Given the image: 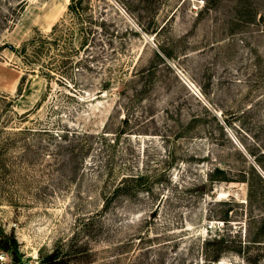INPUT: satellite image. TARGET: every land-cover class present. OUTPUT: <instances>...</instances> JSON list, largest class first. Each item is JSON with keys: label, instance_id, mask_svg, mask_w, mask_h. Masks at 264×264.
Returning <instances> with one entry per match:
<instances>
[{"label": "rangeland", "instance_id": "obj_1", "mask_svg": "<svg viewBox=\"0 0 264 264\" xmlns=\"http://www.w3.org/2000/svg\"><path fill=\"white\" fill-rule=\"evenodd\" d=\"M7 242L0 264H264V0H0Z\"/></svg>", "mask_w": 264, "mask_h": 264}, {"label": "trees", "instance_id": "obj_2", "mask_svg": "<svg viewBox=\"0 0 264 264\" xmlns=\"http://www.w3.org/2000/svg\"><path fill=\"white\" fill-rule=\"evenodd\" d=\"M213 178L212 179H210V182L212 183L213 182ZM225 181H226V179H224ZM262 180V179H261ZM263 181V180H262ZM15 243V241L13 240V244ZM0 248L2 249V250H4V251H8V250H10V248H11V244H9L8 242L5 244V245H2V246H0ZM55 257H54V255L52 254V255H50L48 258H47V260H46V262H44V264H54V263H56V261H55Z\"/></svg>", "mask_w": 264, "mask_h": 264}, {"label": "built area", "instance_id": "obj_3", "mask_svg": "<svg viewBox=\"0 0 264 264\" xmlns=\"http://www.w3.org/2000/svg\"><path fill=\"white\" fill-rule=\"evenodd\" d=\"M0 258H2V257H0Z\"/></svg>", "mask_w": 264, "mask_h": 264}, {"label": "bare ground", "instance_id": "obj_4", "mask_svg": "<svg viewBox=\"0 0 264 264\" xmlns=\"http://www.w3.org/2000/svg\"><path fill=\"white\" fill-rule=\"evenodd\" d=\"M191 86V85H190Z\"/></svg>", "mask_w": 264, "mask_h": 264}]
</instances>
